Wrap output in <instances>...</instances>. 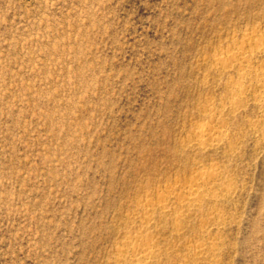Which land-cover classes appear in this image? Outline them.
Instances as JSON below:
<instances>
[{"label": "rangeland", "instance_id": "obj_1", "mask_svg": "<svg viewBox=\"0 0 264 264\" xmlns=\"http://www.w3.org/2000/svg\"><path fill=\"white\" fill-rule=\"evenodd\" d=\"M263 33L264 0H0V264H264V53L213 62Z\"/></svg>", "mask_w": 264, "mask_h": 264}, {"label": "bare ground", "instance_id": "obj_2", "mask_svg": "<svg viewBox=\"0 0 264 264\" xmlns=\"http://www.w3.org/2000/svg\"><path fill=\"white\" fill-rule=\"evenodd\" d=\"M243 39L246 41H249L248 46L246 47H238V48H231L226 49L223 52L217 54L213 58V62L215 65L220 67L222 70H227L231 68L232 63H248L250 59V55L252 53H264V33L262 34V38L260 40H254L253 42L250 41L251 36L250 35H243ZM244 66V65H243ZM248 68V67H247ZM252 70V69H250ZM243 72V71H242ZM241 73V72H240ZM244 73V72H243ZM242 73V75H243ZM240 75L239 77H241ZM246 75V73H245ZM248 75V74H247ZM256 76V75H255ZM258 80V86L262 88L264 91V72H258L257 75ZM240 84V83H239ZM241 93V92H240ZM242 95V94H240ZM239 93L235 94L236 97L240 96ZM259 99L257 101L261 102L264 106V95L259 96ZM255 99V98H254ZM205 109H209L206 107ZM263 109V108H262ZM193 140L196 142V146L203 148L208 145H210L214 140L218 139V135H213L209 132V130L203 126L202 124H199L195 127V129L192 132ZM220 136V135H219ZM218 176V171L216 169H211L206 174H203V172L197 173L193 179V184L187 185L185 189V195L184 198L180 201L182 205L189 204L191 202H195L197 198H201L204 196H208L210 198H216L218 196L215 192H206L202 187L201 183L203 182L207 183L208 181H215ZM224 191H228V188H224ZM168 196L162 195V201H166ZM207 198V197H205ZM202 199V198H201ZM143 210V209H142ZM149 217L147 215L144 216L145 223L149 222ZM148 243L147 237H134L130 239L125 247L120 250V254H131V259L133 262H144L147 259L151 258L154 254V251L151 249L150 246L146 245ZM197 247L200 244H196ZM130 256V255H129Z\"/></svg>", "mask_w": 264, "mask_h": 264}]
</instances>
